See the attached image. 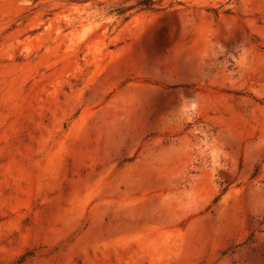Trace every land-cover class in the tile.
<instances>
[{
  "label": "rangeland",
  "instance_id": "obj_1",
  "mask_svg": "<svg viewBox=\"0 0 264 264\" xmlns=\"http://www.w3.org/2000/svg\"><path fill=\"white\" fill-rule=\"evenodd\" d=\"M0 264H264V0H0Z\"/></svg>",
  "mask_w": 264,
  "mask_h": 264
}]
</instances>
